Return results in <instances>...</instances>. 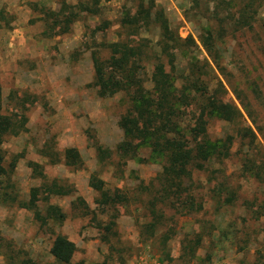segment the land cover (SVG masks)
Here are the masks:
<instances>
[{
  "label": "rangeland",
  "instance_id": "rangeland-1",
  "mask_svg": "<svg viewBox=\"0 0 264 264\" xmlns=\"http://www.w3.org/2000/svg\"><path fill=\"white\" fill-rule=\"evenodd\" d=\"M152 1L153 10L163 12L176 38L195 43L176 54L177 74L190 61H208L218 78L212 88L222 86V98L235 104L232 91L242 90L259 129L246 115L244 121L232 123L210 120L206 132L211 142L234 137L229 156L213 157L205 170H195L190 180L183 181L194 203L158 204L156 177L161 163L151 147L142 145L129 160L116 151L123 140L119 121L134 103L125 92L98 96L90 56L96 49L107 57L108 51L98 49L99 43L122 39L123 14L134 12L140 2L148 6L149 0H100L99 16L93 14V0H19L15 7L0 5L3 113L16 120L25 118L20 133L6 136L2 144L7 173L0 178V264H60L50 254L59 233L76 246L69 264H264V173L257 177L250 165L246 167L248 156L260 162L257 148L264 151V106L260 104L264 99V7L250 29L231 30L217 40L220 75L198 41L202 30L215 24L207 15L214 5L206 0ZM64 2L76 11L82 4L88 11L68 33L54 34L50 27L56 22L45 12L56 16ZM104 18L110 28L91 35ZM157 25L142 35L150 40L155 56L160 55ZM154 62L145 64L147 78ZM256 90L260 100L255 98ZM245 125L256 133L255 148L248 139L236 136V130ZM98 145L110 151L104 164L96 156ZM71 149L80 159L68 166L66 151ZM33 164L44 178L34 173ZM91 176L103 180L109 193L118 190L126 201L114 210L99 204L100 193L89 186ZM52 182L70 193H44V202L40 191L39 210L43 215L48 203L60 208L64 219L42 224L21 204L28 202L32 188ZM111 214L116 218L108 232L104 228Z\"/></svg>",
  "mask_w": 264,
  "mask_h": 264
},
{
  "label": "trees",
  "instance_id": "trees-1",
  "mask_svg": "<svg viewBox=\"0 0 264 264\" xmlns=\"http://www.w3.org/2000/svg\"><path fill=\"white\" fill-rule=\"evenodd\" d=\"M206 2L214 5L207 15L209 14L210 20L215 24L202 30L203 34L198 36V41L221 75L222 68L217 63L220 57L216 49L217 40L223 39L228 31L243 32L250 29L259 9L264 7V0H206ZM99 3L100 0H93V14L97 16L100 15L96 13ZM81 5L79 4L76 11L66 3L62 4V9L55 13L56 16L46 11L47 18L56 22L50 27L52 33H68L80 15L88 11L86 6ZM152 24H158L160 31V39L156 43L159 56L154 55L153 47L149 45L150 40L142 38L143 33L148 32ZM110 26L109 20L101 19L90 34H104ZM120 27L124 31V34L120 35L122 39L111 43L103 40L98 45V49L108 51L107 57H102L100 50L96 49H92L90 53L94 73L93 86L98 96L110 97L117 92H125L134 103L132 110L119 121L123 140L116 147V151L122 159L129 160L142 145H149L151 154L159 158L161 163V172L156 177L159 186L156 191L157 203L174 204L179 200L194 203L190 195L191 189L183 185V181L190 180L193 171L205 170L206 164L213 157L227 158L234 139L233 136H227L224 140L211 142L206 132L209 121L217 118L232 123L244 121L246 115L255 126L251 107L244 102L242 96L245 93L242 90L233 89L232 93L238 102L235 104L222 98V93L225 92L222 86L220 89L212 88L217 75L208 61H190L186 70L177 74L176 54L187 45L195 43L193 39L181 41L176 38L163 12L153 10L152 0H149L148 6L140 2L134 12L128 11L123 14ZM133 38L136 40H132ZM152 60L155 62L151 76L147 78L143 71L145 64ZM147 82L150 83L149 87L146 85ZM253 93L256 100L261 99L257 90ZM260 104L264 106V99ZM24 124V117L16 120L3 113L0 89V178L7 173L2 153L4 139L9 135H18ZM255 128L259 129L257 125ZM236 136L248 139L249 145H254L255 148L256 133L250 126L239 127ZM256 151L260 152V162H255L248 156L246 167L250 165L249 169H253L257 177H261L264 173V151L258 148ZM109 154L110 151L101 145L96 147V156L100 163L104 164ZM66 159V164L71 166L76 164L75 160L79 161L80 157L76 150L71 149L66 151ZM33 166L34 173L44 178L41 172H37L39 166L35 164ZM89 186L100 193L99 204L105 205L108 209L114 210L116 205L126 201V197L119 194L118 190L113 194L109 193L100 178L91 176ZM40 191L43 194L67 195L70 190L54 182L44 184L32 188L28 202L21 204V207L32 211L42 224L51 221L61 222L64 214L56 206L47 203L45 213L43 215L40 213L38 205ZM45 194L42 197L44 202L47 201ZM80 204L88 209L82 200ZM115 218L116 214H111L110 221L104 228L106 231L109 232L114 226ZM105 239L107 240V236ZM75 251V244L61 233L56 235L50 248L51 256L60 264H69Z\"/></svg>",
  "mask_w": 264,
  "mask_h": 264
},
{
  "label": "crops",
  "instance_id": "crops-1",
  "mask_svg": "<svg viewBox=\"0 0 264 264\" xmlns=\"http://www.w3.org/2000/svg\"><path fill=\"white\" fill-rule=\"evenodd\" d=\"M18 2H19V0H0V5L8 4L11 7H15L16 5H18Z\"/></svg>",
  "mask_w": 264,
  "mask_h": 264
}]
</instances>
